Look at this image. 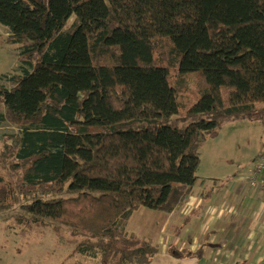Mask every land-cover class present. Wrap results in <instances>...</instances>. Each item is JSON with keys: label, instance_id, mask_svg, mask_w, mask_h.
Returning <instances> with one entry per match:
<instances>
[{"label": "trees", "instance_id": "16d2710c", "mask_svg": "<svg viewBox=\"0 0 264 264\" xmlns=\"http://www.w3.org/2000/svg\"><path fill=\"white\" fill-rule=\"evenodd\" d=\"M0 23L19 47L0 123L22 129L0 150V221L68 232L101 264H149L131 214L182 204L225 122L264 126V0H0Z\"/></svg>", "mask_w": 264, "mask_h": 264}, {"label": "rangeland", "instance_id": "374dc122", "mask_svg": "<svg viewBox=\"0 0 264 264\" xmlns=\"http://www.w3.org/2000/svg\"><path fill=\"white\" fill-rule=\"evenodd\" d=\"M9 33V28L0 23V83L6 87L14 84L9 77L17 71L19 65V47L8 39ZM21 130L20 126L12 122L0 123V150L9 135L20 134ZM262 153L264 126L260 122L251 118L225 122L218 136L206 139L202 145L193 191L198 190L203 180L225 178L234 171H243L247 160ZM165 214L141 206L132 213L126 230L138 235L146 234L144 236L148 235L162 245L163 236L168 232L162 230V219L159 216ZM176 218L171 217L169 224L172 236L180 222ZM172 224L176 225L175 228ZM79 241L81 238L73 237L68 232L56 234L48 226H38L27 221L18 223L14 219L0 221V264H85L86 261L89 264H100L98 254L81 253L79 250L73 253ZM174 241L181 244L178 238ZM159 251L161 253V249Z\"/></svg>", "mask_w": 264, "mask_h": 264}, {"label": "crops", "instance_id": "0c3cea01", "mask_svg": "<svg viewBox=\"0 0 264 264\" xmlns=\"http://www.w3.org/2000/svg\"><path fill=\"white\" fill-rule=\"evenodd\" d=\"M257 156L247 160L239 173L203 180L197 191L192 187L182 204L159 216L162 230L168 232L162 245L146 234H137L158 245L149 264H264V193L248 183L251 162ZM175 216L180 222L176 228L172 224V236L169 224Z\"/></svg>", "mask_w": 264, "mask_h": 264}, {"label": "built area", "instance_id": "2783aa9c", "mask_svg": "<svg viewBox=\"0 0 264 264\" xmlns=\"http://www.w3.org/2000/svg\"><path fill=\"white\" fill-rule=\"evenodd\" d=\"M251 167L248 183L251 186L259 187V189L264 193V177H258L264 167V153L259 154L254 160H252Z\"/></svg>", "mask_w": 264, "mask_h": 264}]
</instances>
